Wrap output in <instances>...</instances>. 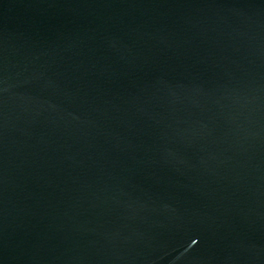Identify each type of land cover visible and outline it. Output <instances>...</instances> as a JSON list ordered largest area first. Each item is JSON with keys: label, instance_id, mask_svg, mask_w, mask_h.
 <instances>
[{"label": "water", "instance_id": "1", "mask_svg": "<svg viewBox=\"0 0 264 264\" xmlns=\"http://www.w3.org/2000/svg\"><path fill=\"white\" fill-rule=\"evenodd\" d=\"M0 264H264V0H0Z\"/></svg>", "mask_w": 264, "mask_h": 264}]
</instances>
